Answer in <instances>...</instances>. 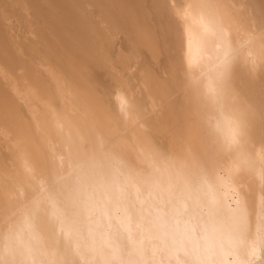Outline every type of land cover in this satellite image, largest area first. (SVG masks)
<instances>
[{
  "label": "bare ground",
  "instance_id": "bare-ground-1",
  "mask_svg": "<svg viewBox=\"0 0 264 264\" xmlns=\"http://www.w3.org/2000/svg\"><path fill=\"white\" fill-rule=\"evenodd\" d=\"M208 9L207 0H126L125 4L122 0H0V185H10L6 188L11 191L14 185H20L11 192L12 195L5 186L0 187V194L3 195V188L9 193H6L9 200L3 197L7 205H2L5 208L0 212V264H78L83 260L89 264H155L157 261L160 264H264V190H261L264 185V85L248 83V91L259 106L258 113L244 114L232 106L229 97L216 94L222 92V83L214 72L213 64L208 63L211 56L204 49L205 36L216 32L212 25L214 16L211 12L206 13ZM158 10L163 13V21L168 16L172 30L160 33H169L168 38L171 35L173 38L168 41L165 34L168 43L161 45L167 58H174L181 68L188 71L183 74L188 83L190 77L193 83L199 82L196 87H203L208 97H218L208 106L204 103L208 97L204 99L201 96L204 93L199 95L201 110L196 113L197 117L195 108L193 112L190 109L195 105L186 104L197 119L203 117L202 109L212 107L214 111H210V121L204 119L203 122L201 118L197 120L199 123L194 122L192 113L189 119L192 117L197 124L202 122L200 126L203 124L205 130L204 127L201 130L205 136L208 134V140L213 139L209 138L210 132L217 136L221 143L217 150L213 148L217 145L214 139L212 143L203 139L198 125H195L197 130L193 129L191 119L192 125H188V112L186 117L183 109L186 106L182 108L184 116L177 115L182 120L179 123L175 120L176 114L160 117L156 113L155 120L160 117L157 122L164 127L158 130V134L159 124L155 122L157 125L154 126L153 118L148 129L151 128L150 131L158 136L151 135L148 139L145 135L148 136L149 132L144 135L145 131L137 128L136 115L130 113L136 106L128 96L138 90L140 93L142 88L134 89L138 81L148 82L155 76V89L151 85L147 91L154 93L151 89L156 90L154 97L159 93L163 96L165 92L170 94L172 83L179 82L174 81L178 74H173L174 80L170 83L171 76L168 78L170 81H166L172 85L166 91L162 88H165V76L161 77L164 81L159 80L158 74L169 69L164 60L152 51L160 47L156 35L163 21ZM218 15L224 17L220 13ZM141 36L150 44L141 41ZM262 36L264 32L253 40ZM214 46L215 50L222 52L220 42ZM263 51L262 46L260 62L264 63ZM190 70H194V77ZM198 70L200 72L195 77ZM121 72L122 75L126 72V77L143 78L135 79L138 82L135 87L130 81L124 82L133 86L123 85L125 90L130 87L129 91L134 90L128 96L126 93L129 91L118 86ZM129 77L122 78L129 80ZM149 83L146 84H152ZM92 85L105 87L107 92L103 88L98 92ZM88 86L95 89L91 91L97 92L99 98L104 97L102 101L106 104L101 102L107 106L108 112L112 114L113 109L120 115L118 119H130L129 126L132 124L133 127L129 129L127 126L125 131L131 132L127 135L129 137L137 131V135L132 134L134 138L130 140L126 136V140L123 129L128 123L121 126L122 120L112 127L101 118L102 127L107 128L106 133L96 129L98 126L95 128L98 121L94 118H99L100 122L101 116H92L95 123L88 117L91 106L87 101L91 96L90 88L88 97L85 92ZM189 90L188 93L192 92ZM78 91L87 98H80V94L77 93L80 97L76 94ZM107 93L109 97L105 99ZM92 97L99 102L96 95ZM192 98L191 103H195ZM137 101L140 106L145 105L143 101ZM154 102L149 105L150 109L155 108ZM140 106L138 110L145 109ZM100 112L92 114L100 115ZM111 114V117H117ZM106 116L109 120V115ZM147 116L145 118L153 117ZM165 117L170 118L167 120ZM183 117L184 120L187 118V124ZM163 118L167 122L170 120L169 123L174 118L178 125L185 123L191 130L183 124L178 127L175 122L170 125ZM162 122L167 123V128L171 126L174 129L175 125L176 130L172 132V129L171 133ZM178 128H183L182 132ZM162 130L171 133L168 139L172 138V141L177 137L185 138L184 147L188 143L191 146L192 142L187 141L195 139L186 135L187 132L196 133L195 143L201 140L208 142L210 159L208 163L206 158L200 160L207 165L191 166L193 160L190 165L186 164L193 159L189 153L193 148L188 145L190 151L186 148L185 151L189 152L185 154L189 153V159L185 155V159H177L181 167L176 169L174 166L178 163H174L167 150L164 152L158 145H173L172 141L166 140L168 134L164 135L165 138L163 135L160 137L165 144L156 138ZM175 132L180 136L177 134L175 137ZM138 133L144 135V139L139 137L142 141ZM200 134L201 140L198 138ZM120 137L122 141L118 143ZM150 137H155L154 142L159 139L158 147L150 143ZM138 139L140 143H136ZM179 140L176 141L182 142ZM147 142L151 145H145ZM142 145L144 149L150 147L148 150L163 160L160 173L155 170L156 166H152L151 160L147 162L153 156L152 152H148L151 155L140 152ZM193 150L192 153L197 151ZM199 155L197 157L201 158L207 154ZM21 185L30 188L26 192ZM231 185L242 186L236 189ZM231 190L238 193L235 205L231 201L235 196ZM160 191H167L166 195ZM81 250L86 255L81 252L83 257H74ZM153 253L156 257H150Z\"/></svg>",
  "mask_w": 264,
  "mask_h": 264
},
{
  "label": "rangeland",
  "instance_id": "rangeland-1",
  "mask_svg": "<svg viewBox=\"0 0 264 264\" xmlns=\"http://www.w3.org/2000/svg\"><path fill=\"white\" fill-rule=\"evenodd\" d=\"M122 3L123 4H125L126 3V0H122ZM193 3V7L194 8H196L195 6H196V2H192ZM207 3L209 4V9H208V11L206 12L207 14H208V12H211L212 14H213V16H214V19H213V22H212V25H213V27H214V29H215V34L214 33H212L211 35H209V36H205V39H206V48H204L205 49V51L206 52H208V54L211 56V61H209L208 63L209 64H213V66L215 67V73H216V75H217V78L219 79V81L222 83V87L221 88H223V90H221L222 92H219V93H216L218 96H222V97H225V96H227V97H229L230 98V100H231V104H232V106L233 107H235L236 109H239V110H241L244 114L245 113H247V112H251V113H258L259 112V106H258V104H257V102H256V100H254L253 99V95H252V93L250 92V91H248V83H251L253 86H258V85H264V63L262 62V60H261V62H260V55H261V47L263 46L264 47V36H262L260 39L258 38L257 40H253L257 35H258V37H259V35H260V33H263L264 32V0H207ZM124 9V8H123ZM158 13H159V15L161 16V18H162V21H163V13L160 11V10H158ZM223 14V18L221 17V16H219L218 14ZM168 20V16L164 19V21H163V26L159 29V31H158V33H157V39H158V41L160 42V47H159V49L157 50V51H154L152 48V51H153V53H154V55H156L157 57H160V59H163L164 60V62H165V64L168 66V69H169V71L168 70H160V71H163V72H161L160 74H158V76H159V80H163L164 81V79H166L164 82L163 81H161V82H163V84H165L164 86H165V88L164 87H162L164 90H166V91H168L169 90V88L168 87H171L170 86V83L174 80V77H175V75H174V77H173V74H178L176 77L178 78V79H175L174 81L176 82V80H179V86H177V84L176 83H172V84H174L172 87H171V89L168 91L169 93H170V91H171V93L170 94H168L167 92H165L166 94L163 96V94H160L159 93V91L162 89V88H160V90L159 91H157V93H159L158 94V96H155L154 97V95L153 94H155V91L156 90H152L151 89V91H154V93H149V92H147L148 90H150V88H151V85H152V88H154V86L156 87V85H157V83L156 82H154V80H155V76H153V77H151L153 80H151V81H146V80H143L144 82L146 81V83L148 84L149 82L150 83H152V84H150V85H147L146 83L144 84V82L143 81H138L139 79H143V78H137V77H139V76H137L136 78L135 77H132V76H128L129 77V80H125V79H128V77H126L124 74H126V72H124V74L122 75V72H121V75L119 76L118 75V78L120 77V79H121V81H120V85L118 84V86L123 90V91H129L130 90V88L129 89H127V90H125L126 88H124L123 89V85H125V83H127V81H130V83L135 87L137 84H138V82H139V86L137 85V87H135L134 89H141L142 88V90L140 91V93L138 92V91H135L136 93H138V95H141L140 97H142L143 99L141 100L140 99V97L138 96V95H136V93L134 92V90H132V91H129V92H127L126 93V95L128 96V93L129 94H131L132 92H134V93H132L131 94V96H133V95H135V97L133 96V98H131V96L129 95L128 97L132 100V105H135L136 107L135 108H133L132 110H130V113H131V115H136V118H135V121H136V123H138V126H137V128L139 129V130H141L142 132L143 131H145V132H143V134L145 135V133H147V131L149 132L148 133V136H146L145 135V138H147V137H149V136H153L154 135V132L152 133V131H150V129L151 128H149L148 129V126L150 125L149 123H151V120L156 116V113H157V115H158V113H159V115H160V117H164V114H167L166 116H170V115H174V114H176V116L178 115V113L179 114H181V113H184V111H182L183 109L186 111L184 114L186 115V117H187V112H188V119H189V116L191 115V113L193 112V108H195L194 109V113H192V117L194 116V115H196V113L197 112H199L200 110H201V108L199 107V105H200V103H199V101H198V97H199V95H201L202 93H204V95H201L202 97H205L204 99H206L207 97H208V94H205V90H204V88L202 87V88H199L198 86L196 87V85L197 84H199V82L197 81L196 83H193V80L189 77V83H188V79L183 75L184 73H185V75L188 73V71L186 70V69H184V68H181V65H179V63L178 62H176L175 61V59L174 58H172V60H171V58H167V53H164V51H163V49H162V47H161V45H164V43L167 45V40L169 39L168 38V36H169V33H165L166 35H167V40H166V38H165V34L164 35H160V33L163 31V30H165L166 32H169V31H171L172 32V30H171V26H170V24H168L169 22L167 21ZM20 33L22 32L21 30L19 31ZM171 38H172V35L170 36ZM171 38L169 39L170 41H172L173 40V38H172V40H171ZM168 40V41H169ZM204 40V39H203ZM141 41H143L144 43H146V44H150V42H149V40L148 39H146V38H144V37H142L141 36ZM216 42H220L221 44H222V48H223V50H222V52H218V50H215V46H214V44L216 43ZM263 55H264V51H263ZM255 56H256V58H255ZM258 60V61H257ZM257 61V62H256ZM257 63V64H256ZM208 64V65H209ZM256 64V65H255ZM197 65H199V64H197ZM196 65V66H197ZM176 69H175V68ZM177 67H179V68H177ZM172 69V70H171ZM175 69V70H174ZM176 70H179V71H183V73H182V75L181 76H183V78H181V76H179L181 73H178L179 71H176ZM159 71V72H160ZM195 71H196V68H195ZM168 72H169V74H168ZM170 72H171V74H170ZM175 72V73H174ZM190 72H191V74L192 73H194V70H190ZM200 71L198 70L196 73H195V77H197V73H199ZM163 73H165V74H163ZM166 73H167V76H166ZM138 74V73H137ZM127 75V74H126ZM139 75H141L142 76V74H139ZM123 78H125V79H123ZM125 76V77H124ZM134 76V75H133ZM140 76V77H141ZM158 76H156V77H158ZM163 76H165V78L164 79H162L161 77H163ZM172 76V78H170ZM179 76V77H178ZM192 77H194L193 76V74L191 75ZM143 77V76H142ZM145 77V76H144ZM161 78V79H160ZM168 78H170V79H172L171 81H170V79L168 80ZM181 78V79H180ZM130 79H133L132 81L130 80ZM135 79H137V81L135 80ZM145 79H146V77H145ZM148 79V78H147ZM158 79V78H157ZM137 82L136 84L134 83L135 81ZM149 80V79H148ZM158 80V81H159ZM168 80V81H167ZM180 80H182L184 83H182L181 84V82H180ZM122 81H123V83H122ZM126 81V82H125ZM169 82L170 81V83H167V82ZM186 81H187V83H186ZM125 82V83H124ZM135 84H133V83ZM143 82V83H142ZM160 82V81H159ZM130 83H128V85L129 86H132ZM141 83V84H140ZM156 84V85H154V84ZM116 84V83H115ZM116 84V85H117ZM160 84V83H159ZM159 84H158V86H159ZM163 84H161L160 86H163ZM167 84H169V86H166ZM122 85V86H121ZM128 85H125L126 87H128ZM142 85H143V87H142ZM93 86V85H92ZM92 86H90V87H92ZM132 86V87H133ZM147 86H149V87H147ZM200 87L202 86V84H200L199 85ZM89 86L88 87H86V90H85V92H87L88 94H87V97L89 96V92H90V95L91 96H89L88 98L86 97V95L84 94L83 95V92H81L82 93V95L80 94V92L78 91V92H76V94L77 93H79L80 94V98H87V101H89V105H90V102H91V106H89L90 108H92V107H94L93 109H91V111L88 109V117H90L91 119V121H92V119L95 117V116H101L100 117V122H99V120H97V119H99V118H94V119H96V121H98V123H95L94 121H92V122H94L95 123V128L96 129H98V130H100L101 131V133L103 132V133H106L105 132V130L107 129L105 126H103L102 127V124H103V120H104V123H106L105 121H107V122H109V124L111 123V125H112V127H114L115 126V123H117V121L118 120H122L121 121V123H120V121H118V124L120 123V125L122 126V124L124 125L125 124V122H126V124L128 123V125H126L125 127H124V129H123V127L121 128V129H123L124 131L125 130H127L126 129V127L127 126H129L130 124H129V122H130V119H127V120H123V119H118L119 117H118V115L119 114H115L116 112H115V110H113L112 109V114H114V116L116 115L117 117V119L114 117L113 118V116L111 117L110 116V112H108L107 111V106H105V102L106 101H102V99L104 98H102L101 99V97L99 98V95H97V92H93V91H95V89L93 90L92 88H90ZM93 87H96L97 88V90L96 91H98V92H101V90H105V92H107L106 91V89H105V87L103 88L102 86L100 87V88H98V86H93ZM166 87H167V89H166ZM90 88V89H89ZM101 88H103V89H101ZM146 89V91H144L145 89ZM195 88H199L198 90L201 92H198V94H197V89H195ZM90 90L89 92L87 91V90ZM100 89V90H99ZM132 89V88H131ZM155 89V88H154ZM157 89V88H156ZM159 89V88H158ZM189 89H191L192 90V92H193V90H195L194 92H193V94L192 95H190V93H192V92H190L191 90H189ZM200 89H202V90H200ZM84 90H80V91H84ZM91 90H93V91H91ZM109 90V89H108ZM164 90L162 91V93H164ZM175 90V91H174ZM189 90V92L190 93H188L187 91ZM197 90V91H196ZM112 91V90H111ZM143 91V92H142ZM84 92V93H85ZM103 93H105L104 91H102ZM110 91H108V93H109ZM113 92V91H112ZM131 92V93H130ZM142 92V93H141ZM147 94H146V93ZM161 92V91H160ZM173 92V93H172ZM93 93H95L94 95H93ZM103 93H101V96H102V94ZM106 94V96H105V94L103 95V96H105V99L107 98V97H109L108 95L109 94ZM143 93H145V95L143 94ZM98 94H100V93H98ZM150 94V95H149ZM190 95V96H193V98L195 99V103H191V98L192 97H190V96H188V95ZM216 94H214V95H216ZM97 96V101L99 100V102H96L95 100H96V98L95 97H92V96ZM149 96V98H148V96ZM157 95V94H156ZM216 95V96H217ZM136 96H138L139 98H137L136 99ZM156 99V102H154L155 101V99L153 98V97ZM166 96V97H165ZM207 96V97H206ZM208 97L205 101L207 102L209 99V101H208V103L206 104V102H204L205 103V105H208V104H210L211 105V102H214L215 100H217L216 98H218V97ZM92 97V98H91ZM152 97V98H151ZM165 99H164V98ZM93 100V102H92V100ZM93 98H95V99H93ZM160 98V100L158 101V99ZM163 98V99H162ZM172 98H174L175 100H173ZM192 98V99H193ZM213 99V101H211L212 99ZM136 101V103H135V101ZM139 99V101H140V103H142L141 101H143V103L142 104H145V105H142V106H144V107H142V106H140V104L138 103V100ZM146 99L148 100V101H146ZM151 99L153 100V102L154 103H156V104H154L155 105V108L154 109H150L149 108V105L151 104V103H153V102H151L150 103V101H151ZM194 99L192 100V101H194ZM145 100V101H144ZM103 103H105V104H103ZM94 102H95V104H94ZM176 102V103H175ZM187 102H190V104H192V105H195V107L194 106H192V108H190L191 109V111L192 112H190L189 110L190 109H188V106H186V104H188ZM93 103V104H92ZM100 105H98V104ZM102 103V104H101ZM138 103V106H140V108L142 107V108H145V109H141L142 111H144V113H142V112H140L141 110H138L137 109V104ZM146 103H148V104H146ZM174 103L176 104V107H178V108H176L175 106V108H173L172 107V105H174ZM184 103H185V105H184ZM203 103V104H204ZM88 104V103H87ZM190 104H188V105H190ZM102 105H104V106H102ZM97 106V107H96ZM146 106V107H145ZM147 106H148V108L150 109V111L148 110V108H147ZM183 106L185 107L186 106V108H183ZM209 106V105H208ZM212 106H213V103H212ZM207 107V106H206ZM205 107V108H206ZM211 107V106H210ZM97 108V109H96ZM101 108V109H100ZM139 108V107H138ZM183 108V109H182ZM214 108V107H213ZM98 109H100V110H103V112L101 111L100 112V110H98ZM176 109V110H175ZM211 109H212V107H211ZM211 109H209V107H207L206 109H202V110H204V112L203 111H201V112H203V117H201L202 118V120L201 121H205L206 120V122H208V121H210V117L212 116H209V114H212V112H210V111H214L213 109L211 110ZM146 110H148V111H146ZM188 110V111H187ZM95 113L96 111L97 112H100L101 114L99 115H97V113L96 114H92L93 112ZM146 111V112H145ZM92 112V113H91ZM105 112V113H104ZM106 112H108V114L106 113ZM139 112L140 113H142V115L144 114V118L142 117V115H140L139 114ZM148 112V113H147ZM146 113V114H145ZM149 113L153 116L154 114V116L152 117L151 115H149ZM92 114V115H91ZM102 114H103V116H102ZM105 114V115H104ZM111 114V115H112ZM139 114V115H138ZM148 114V116L147 117H149V116H151L152 118H145L146 117V115ZM184 114H181L182 116H184ZM194 114V115H193ZM91 115V116H90ZM93 115H95V116H93ZM106 115H109V117L111 118H109V120H108V116H106ZM163 115V116H162ZM92 116H93V118H92ZM120 116V115H119ZM139 116V117H138ZM181 116V117H182ZM199 116V115H198ZM141 117V118H140ZM160 117L158 118H156V120H155V118H154V122H152L153 124H155L154 126H156L157 124L156 123H158L157 121L158 120H160ZM171 117H173V116H171ZM175 117V116H174ZM185 117V118H186ZM191 117V118H192ZM196 117H197V115H196ZM196 117H193L195 120H194V122L195 121H200V119H199V117H198V119L196 118ZM103 120H102V119ZM120 118H123L122 116L120 117ZM166 118V117H165ZM170 118V117H169ZM169 118H166L167 120L169 119ZM186 118V119H187ZM190 118V119H191ZM208 118V119H207ZM89 118H87V120H88ZM158 119V120H157ZM164 119V118H163ZM179 120L178 121V123L179 122H182V120L181 119H179L178 118V116L177 117H175V120ZM183 119V122L185 121V123L187 122L188 123V121H186V119L184 120V117L182 118ZM190 119H189V123H190ZM205 119V120H204ZM90 120H88V122H90ZM112 120V121H111ZM174 120V118H173V120H172V122H175V125L177 124V120L175 121ZM113 121H116V122H113ZM128 121V122H127ZM161 121H163L162 119H161ZM164 121L165 122H167L165 119H164ZM170 121V120H169ZM169 121L167 122L168 124H172V122H170L169 123ZM191 121H192V119H191ZM197 121V122H198ZM87 122V121H86ZM124 122V123H123ZM156 122V123H155ZM165 122H162V123H165ZM193 122V121H192ZM193 122V123H194ZM93 123V124H94ZM102 123V124H101ZM167 123H165V127L167 128ZM185 123H180V124H185ZM186 123V124H187ZM188 123V125L190 126V125H192V123H190L189 124ZM199 123V122H198ZM202 122H200V124H201ZM101 126H100V125ZM149 124V125H148ZM159 124V126H157V132H158V130H161V129H163V127H164V125L163 124H161L160 125V123H158ZM170 124V125H171ZM180 124L178 125H176V126H178V127H180ZM200 124H197V123H194V125H192L193 126V129H195V130H197L199 127V129L201 130V128H203L204 127V125L201 127L200 126ZM134 125V127H136ZM174 125V124H173ZM175 125H174V129L170 126V127H168L169 128V130H170V132H171V130H172V132H174V130H176L175 129ZM188 125L186 126V125H184V126H186L187 128H188ZM195 125H198V127L197 126H195ZM120 126V127H121ZM131 126H132V124H131ZM131 126H129V129H131L132 127ZM151 126V125H150ZM153 126V125H152ZM153 126V127H154ZM191 126V127H192ZM90 127V126H89ZM88 127V128H89ZM99 127H100V129H99ZM108 127V126H107ZM109 127H111V126H109ZM185 127V128H186ZM196 127H197V129H196ZM94 128V127H93ZM102 128H104V129H102ZM136 128V130H138ZM155 129H156V127H154ZM153 128V130H155ZM168 128H167V130H168ZM177 128V127H176ZM184 128V127H183ZM183 128H182V130H183ZM184 128V129H185ZM186 128V129H187ZM180 128H178L177 130H179ZM189 129V128H188ZM188 129H187V131H188ZM198 129V132L200 131ZM94 130V129H93ZM103 130V131H102ZM133 131H135V129L133 128L132 129ZM138 130V131H139ZM164 130H166L165 128H164ZM164 130H162L163 132V134L161 133V135L159 136V137H156V138H160L162 135V137H164V135L165 134H168V133H165L164 132ZM166 130V131H167ZM181 130V129H180ZM179 130V131H180ZM182 130H181V132H182ZM189 130H191V129H189ZM204 130H205V127H204ZM204 130L202 129L199 133H202L203 134V139L204 138H206L207 139V135L205 136L204 135ZM89 131H90V128H89ZM88 131V132H89ZM97 131V130H96ZM99 131V132H100ZM141 131H139L140 133H142ZM186 130H184V132H187ZM193 131V130H192ZM95 132V131H94ZM150 132L152 133V134H150ZM155 132H156V130H155ZM160 132V131H159ZM159 132H158V134H159ZM168 132V131H167ZM169 132V133H170ZM171 132V133H172ZM177 132V131H176ZM175 132V133H176ZM184 132L182 133L183 135H184ZM195 131H193V133H194ZM197 132V133H198ZM125 133H126V135H125V138H126V140H128V138L130 139H132V137L134 138V135H132V134H136L137 133V131H135V132H133L130 136L131 137H129V136H127L128 134H130L131 132L128 130L127 132L125 131ZM171 133L170 134H168L167 136H166V140L168 139V138H170L169 137V135H171ZM174 133V134H175ZM188 134H186V135H191V136H193L192 138H195L194 139V141L196 140V137H195V134H191V132L189 133V132H187ZM198 133V134H199ZM90 134H92V133H90ZM139 135V133H138V138L140 137V136H143V138L142 139H144V135ZM150 134V135H149ZM157 136H158V134L157 133H155ZM177 134H179V133H176L175 135V137H177ZM182 134H181V136H182ZM206 134V133H205ZM137 135V134H136ZM156 135H154V136H156ZM185 135V137L186 138H188V139H190L189 137H187ZM211 135H212V133L210 132V137L209 138H213L214 139V142L217 144V145H215V143L213 144V146L215 145L216 146V148H215V146L213 147L214 149H218V146H220L221 145V143H220V141L218 142V138H217V136L215 135V136H213V137H211ZM128 138H127V137ZM179 136H180V134H179ZM198 136V135H197ZM201 134L199 135V137L198 138H200V140L202 139L201 137ZM205 136V137H204ZM137 136H135V139H137L136 138ZM161 137V138H162ZM172 137V136H171ZM182 137H184V136H182ZM215 137V138H214ZM123 139H124V137H122ZM150 138H152V137H150ZM161 138H160V141L159 142H164V141H162L161 140ZM165 138V137H164ZM119 139H121V137L119 138ZM130 139V140H131ZM140 139V138H139ZM139 139H138V141L136 142V143H140V141H142V139H140V141H139ZM148 139V138H147ZM153 139H155V137H153L152 138V140ZM173 139H175L174 138V136H173ZM180 139V140H179ZM185 138H183L182 140H181V138L179 137H177L176 138V140L178 141H182V142H177L176 140V142H177V144L175 143V141H172V138H171V140L170 139H168V140H170V141H172L173 142V145L171 144H169V143H171V142H167L165 139V141H166V143H168L167 145H168V147H166V145L164 146H160V143L158 142V140H157V142H154V141H156V139L155 140H151V139H149V140H151L150 141V143H152L154 146H156L158 143V145H159V147L164 151V152H166V150H167V152L166 153H168L169 154V157H170V159L175 163V161L177 160V159H179V158H182V159H185L184 158V155H185V157H187L188 159H189V153H190V155L191 156H193V157H191V158H193V159H189V162L188 161H186V162H188V163H186V162H183V163H186V164H191V163H193L191 166H199V167H202L201 166V164L203 163V165H207V164H205V161H207L206 163H208V160L210 159V157H209V155L211 154V152L209 153V147H208V145H207V143L204 141V140H201L202 142H199V143H195L194 141H191V140H189V141H187V143L188 142H192L191 143V146L189 145L190 143H186L187 144V146L185 145V147L183 146L184 144V142H183V140H184ZM212 139V140H213ZM215 139L217 140V141H215ZM124 141V142H126L127 143V141ZM146 140V139H145ZM149 140H147V141H149ZM208 140V139H207ZM210 141V140H208V141H210V143H212L213 141ZM119 141H122V139L121 140H118V143H119ZM131 142V141H130ZM134 142V143H135ZM129 143V142H128ZM132 144H133V142H131ZM149 142H147V143H145V145L147 144V145H151L150 143L148 144ZM130 144V143H129ZM142 144H143V142H142ZM162 144V143H161ZM163 144H165V142L163 143ZM198 144H199V146H198ZM152 145V146H153ZM158 145L156 146V147H158ZM190 146V148L192 149H194L195 151L197 150L198 151V153H197V155L195 154L196 152H194V150H193V152L194 153H192V150L190 151V148H187V147H189ZM197 145V146H196ZM143 146V145H142ZM179 146H181V148L179 147ZM203 148V150L206 152V153H202V149L200 150V148L201 147ZM182 147H184V149H182ZM148 148H150V147H148ZM148 148L146 149V147H145V149H144V146L140 149V152H142V151H144L143 152V154L144 155H148L149 153L148 152H152V157H150V159L147 161V162H149L150 160H151V164H152V166H156L155 167V170H157L158 171V173H160L161 171H162V165L164 164V163H162V161L163 160H161V159H158V157H156L155 155H154V153H153V151L150 149V150H148ZM190 151H185V150H187V149ZM209 148V149H208ZM181 149L183 150V151H181ZM128 151H129V149H128ZM147 151V152H146ZM187 152H189L188 154H185V153H187ZM201 154H204V155H206V157L205 156H201V158H199V157H197L200 153ZM131 153V152H130ZM132 154V153H131ZM195 156H194V155ZM149 155H151V154H149ZM200 156V155H199ZM194 157H195V159H194ZM203 157V158H202ZM209 157V158H208ZM204 158H206L205 159V161L204 162H202L201 163V161H203L204 160ZM208 158V159H207ZM202 159V160H201ZM191 160H193L192 162H191ZM201 160V161H200ZM141 162H142V160H140ZM139 161V162H140ZM145 161V160H144ZM179 161V160H178ZM181 161H184V160H181ZM199 161V162H198ZM177 162V161H176ZM191 162V163H190ZM194 162H196V163H198V165L196 164V163H194ZM146 163V162H145ZM178 163V162H177ZM180 163V164H179ZM178 164H176L174 167L176 168V169H179L180 167H181V162H179ZM201 163V164H200ZM141 167L142 168H144L143 166H145L143 163H141ZM147 168V167H146ZM222 175H223V173H222ZM3 187V186H5L4 188L5 189H7L8 190V192L9 193H11L12 191L14 192V189H18V186L20 187V185H12L13 187L11 188V189H13L12 191L10 190V189H8V188H10L11 186L9 185V187H8V185L6 186V185H0V187ZM28 186V185H27ZM26 185H24V188H26L25 189V191L27 190L28 191V189L30 188L29 186L27 187ZM31 186V185H30ZM236 187V189H237V187H241L242 185H231L230 187ZM264 185H262V187H261V190H264V187H263ZM6 187H8V188H6ZM3 188V191L5 192H3V195H2V193L0 194V212L3 210V208H5L6 206L5 205H7V200H9V199H7V197H6V193H7V195L9 194L5 189ZM23 188V186L21 185V189ZM24 188H23V190H24ZM28 188V189H27ZM1 191H2V189H1ZM0 191V192H1ZM26 191V192H27ZM162 194H164V195H166V192L167 191H160ZM231 194H233V195H235V196H233V197H231L232 199H231V201H232V204H234V203H236L237 201L236 200H238L237 198H238V193L236 192V190L235 191H233V190H231V192H230ZM13 193H11L10 195H12ZM3 197H5L7 200H5V198H3ZM2 198H3V200H5V203L4 202H2ZM209 200L210 201H212V198H209ZM233 201H235V202H233ZM2 202V203H1ZM4 203V204H3ZM2 205H4L3 207H2ZM235 205V204H234ZM233 205V206H234ZM232 206V207H233ZM1 207H2V209H1ZM235 207V206H234ZM110 219V218H109ZM112 220H114L113 218H112ZM103 222V221H102ZM104 223H106L105 221L103 222V225H105ZM107 224V223H106ZM105 226H107V225H105ZM114 227L116 228V227H118L117 225H115L114 224ZM110 228V227H109ZM117 229V228H116ZM234 246V245H233ZM231 247H232V245H231ZM231 247H228V248H230V250L231 251H233L232 250V248ZM155 250H158L159 248H156V247H153ZM153 248L151 249V250H153ZM155 250H153V252H155ZM234 251H235V249H234ZM80 252V253H79ZM77 251L75 254V256L74 257H83V254L84 255H86L84 252H82V250L81 251ZM81 252L83 253V254H81ZM157 252V251H156ZM77 253L79 254V255H77ZM81 254V255H80ZM152 254V253H151ZM150 254V257H153V256H155L156 257V255H154L155 253H153V255H151ZM158 254V253H157ZM154 257V258H155ZM190 257H192V256H190ZM154 261V260H153ZM80 262H82V263H84L85 261L83 260V261H80ZM80 262L78 261V264H80ZM156 262V261H155ZM81 263V264H82ZM86 263V262H85ZM156 263H158V261L156 262ZM155 263V264H156ZM192 264H193V262H191ZM74 264H77V262H75ZM86 264H89L88 262L86 263ZM158 264H160V262L158 263ZM197 264V263H196Z\"/></svg>",
  "mask_w": 264,
  "mask_h": 264
}]
</instances>
